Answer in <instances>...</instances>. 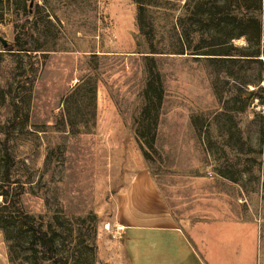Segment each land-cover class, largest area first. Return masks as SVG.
Wrapping results in <instances>:
<instances>
[{
  "label": "rangeland",
  "instance_id": "obj_1",
  "mask_svg": "<svg viewBox=\"0 0 264 264\" xmlns=\"http://www.w3.org/2000/svg\"><path fill=\"white\" fill-rule=\"evenodd\" d=\"M259 15L264 0H0V264H46L28 248L45 229L68 264H110L95 204L112 162L145 168L175 215L255 220L264 264Z\"/></svg>",
  "mask_w": 264,
  "mask_h": 264
},
{
  "label": "crops",
  "instance_id": "obj_2",
  "mask_svg": "<svg viewBox=\"0 0 264 264\" xmlns=\"http://www.w3.org/2000/svg\"><path fill=\"white\" fill-rule=\"evenodd\" d=\"M107 166L97 179L95 213L111 236L110 264H260L252 218L175 215L145 168Z\"/></svg>",
  "mask_w": 264,
  "mask_h": 264
},
{
  "label": "trees",
  "instance_id": "obj_3",
  "mask_svg": "<svg viewBox=\"0 0 264 264\" xmlns=\"http://www.w3.org/2000/svg\"><path fill=\"white\" fill-rule=\"evenodd\" d=\"M257 19L258 20L256 21V25L254 27V38L256 39V44H258L260 37H264V17L259 15ZM11 49L12 48H8V50ZM183 50L184 49L181 47V50L178 54H183ZM192 51L195 53L198 51V48H195ZM246 56H261L264 58V46L262 45V48H258L254 53L247 54ZM40 232L42 236L39 238V240L41 241H33L30 239L31 245L28 248L32 255L37 256V254L40 253L47 261L46 264H68L67 259L57 250L52 232L49 231V229H45Z\"/></svg>",
  "mask_w": 264,
  "mask_h": 264
},
{
  "label": "water",
  "instance_id": "obj_4",
  "mask_svg": "<svg viewBox=\"0 0 264 264\" xmlns=\"http://www.w3.org/2000/svg\"><path fill=\"white\" fill-rule=\"evenodd\" d=\"M3 45H5V42L3 41Z\"/></svg>",
  "mask_w": 264,
  "mask_h": 264
}]
</instances>
